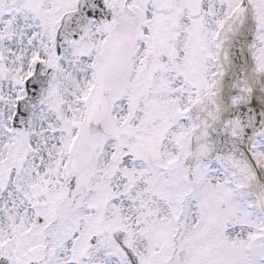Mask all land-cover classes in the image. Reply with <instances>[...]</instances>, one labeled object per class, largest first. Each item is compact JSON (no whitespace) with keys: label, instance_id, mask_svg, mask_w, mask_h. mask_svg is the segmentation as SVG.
Returning <instances> with one entry per match:
<instances>
[{"label":"snow or ice","instance_id":"6c2138e0","mask_svg":"<svg viewBox=\"0 0 264 264\" xmlns=\"http://www.w3.org/2000/svg\"><path fill=\"white\" fill-rule=\"evenodd\" d=\"M0 264H264V0H0Z\"/></svg>","mask_w":264,"mask_h":264}]
</instances>
